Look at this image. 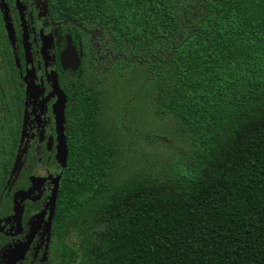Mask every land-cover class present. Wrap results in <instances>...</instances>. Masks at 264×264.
I'll use <instances>...</instances> for the list:
<instances>
[{
    "label": "trees",
    "instance_id": "obj_1",
    "mask_svg": "<svg viewBox=\"0 0 264 264\" xmlns=\"http://www.w3.org/2000/svg\"><path fill=\"white\" fill-rule=\"evenodd\" d=\"M54 1L118 59L76 103L38 263L264 264V0ZM131 93L166 121L162 164L129 159L114 102Z\"/></svg>",
    "mask_w": 264,
    "mask_h": 264
},
{
    "label": "flooded vegetation",
    "instance_id": "obj_2",
    "mask_svg": "<svg viewBox=\"0 0 264 264\" xmlns=\"http://www.w3.org/2000/svg\"><path fill=\"white\" fill-rule=\"evenodd\" d=\"M117 59L115 41L54 0H0V264H10L8 252L34 225L14 264H39L38 257L52 255L70 121L86 79L108 65L115 70ZM99 94L107 100V89Z\"/></svg>",
    "mask_w": 264,
    "mask_h": 264
},
{
    "label": "rangeland",
    "instance_id": "obj_3",
    "mask_svg": "<svg viewBox=\"0 0 264 264\" xmlns=\"http://www.w3.org/2000/svg\"><path fill=\"white\" fill-rule=\"evenodd\" d=\"M134 102L133 93L130 95L121 94L120 98L116 97L114 102L117 105L114 110L117 124H120L121 128L125 125L128 126L123 129L125 138L127 140L132 139L129 145L131 149L128 151L130 154L129 159L136 165L149 164L153 160L159 161L158 164H162L160 154L166 156V153L169 152L167 135L170 132L167 133L165 129L167 126L166 121L163 117L156 115L154 110L134 108ZM128 132L131 136L128 135ZM69 240L73 242L74 238L70 237Z\"/></svg>",
    "mask_w": 264,
    "mask_h": 264
},
{
    "label": "water",
    "instance_id": "obj_4",
    "mask_svg": "<svg viewBox=\"0 0 264 264\" xmlns=\"http://www.w3.org/2000/svg\"><path fill=\"white\" fill-rule=\"evenodd\" d=\"M63 158H64V160L67 158V149L65 150ZM56 194H57V188L55 187L54 195H53V203L51 202V204H52L51 211H53L54 207H55ZM34 231H35V225L33 227L32 233L29 235L28 239L25 242L19 243L18 245H16L13 249H11L8 252V260H9L10 264H14L18 259L24 257V254H25V252H26V250L30 244V241H31V238L34 234L33 233Z\"/></svg>",
    "mask_w": 264,
    "mask_h": 264
}]
</instances>
